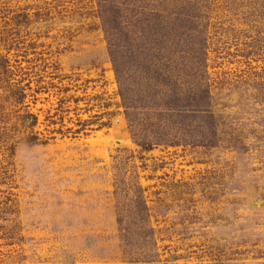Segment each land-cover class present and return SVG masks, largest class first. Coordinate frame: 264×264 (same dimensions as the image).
<instances>
[{
  "label": "rangeland",
  "instance_id": "374dc122",
  "mask_svg": "<svg viewBox=\"0 0 264 264\" xmlns=\"http://www.w3.org/2000/svg\"><path fill=\"white\" fill-rule=\"evenodd\" d=\"M206 1L218 144L146 151L98 0H0V264H124L131 177L159 264H264V0Z\"/></svg>",
  "mask_w": 264,
  "mask_h": 264
},
{
  "label": "trees",
  "instance_id": "16d2710c",
  "mask_svg": "<svg viewBox=\"0 0 264 264\" xmlns=\"http://www.w3.org/2000/svg\"><path fill=\"white\" fill-rule=\"evenodd\" d=\"M98 6L134 142L146 151L159 145L217 146L205 62L208 2L98 0ZM29 118L31 125L37 122ZM131 178L129 202L117 208L124 264H159L144 191ZM124 188L120 179L114 192L122 198Z\"/></svg>",
  "mask_w": 264,
  "mask_h": 264
}]
</instances>
